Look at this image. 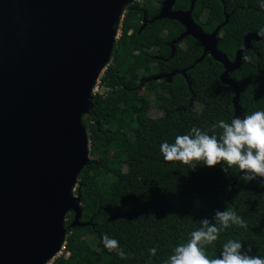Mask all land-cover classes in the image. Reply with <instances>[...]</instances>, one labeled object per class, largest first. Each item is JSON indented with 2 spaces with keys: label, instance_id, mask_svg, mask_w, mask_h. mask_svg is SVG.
<instances>
[{
  "label": "trees",
  "instance_id": "trees-1",
  "mask_svg": "<svg viewBox=\"0 0 264 264\" xmlns=\"http://www.w3.org/2000/svg\"><path fill=\"white\" fill-rule=\"evenodd\" d=\"M161 1L144 0V10L137 1L135 7H127L111 61L100 77L105 93L94 94L93 106L83 117L96 158L81 171V186L75 192L81 194L82 221L93 224L73 227L74 213H68L65 249L49 264H164L200 227L201 219L226 208L242 217L246 227L225 229L206 246V254L219 256L228 240H239L243 250L251 247L249 255L264 257V177L247 181L236 166L225 173L223 163L199 164L193 170L179 161H165L160 151L163 142L174 143L177 135L193 127L211 135L220 120L231 123L235 94L221 81L224 65L212 56L190 67L203 53L193 36L178 43L167 62L153 59L152 54L170 56L168 42L184 29L165 18L139 31L143 13L155 16ZM261 3L264 0H197L193 16L212 32L230 14L218 45L234 59L245 35L264 29ZM190 4L191 0H177L174 7L188 9ZM252 44L246 52L252 60L230 73L241 87L244 115L264 111V39ZM160 67L165 72L189 68L191 86L181 74L172 82L147 80ZM154 104L163 110L162 116L149 115ZM221 131L215 129L217 135ZM127 180L130 184L125 185ZM104 235L116 239L127 258L109 252ZM152 248L157 249L155 256L150 255Z\"/></svg>",
  "mask_w": 264,
  "mask_h": 264
},
{
  "label": "water",
  "instance_id": "water-1",
  "mask_svg": "<svg viewBox=\"0 0 264 264\" xmlns=\"http://www.w3.org/2000/svg\"><path fill=\"white\" fill-rule=\"evenodd\" d=\"M134 1L0 0V264H49L65 249L70 212L71 226L93 224L82 221L81 194L74 193L91 161L83 117ZM176 1L163 0L151 19L145 14L139 31L160 19L180 22L172 55L186 36L197 39L203 53L192 67L207 55L224 65L221 81L235 91L233 118L243 119L241 87L230 73L264 36L248 32L230 59L218 45L230 14L206 32L193 16L197 0L188 9H175Z\"/></svg>",
  "mask_w": 264,
  "mask_h": 264
},
{
  "label": "clouds",
  "instance_id": "clouds-1",
  "mask_svg": "<svg viewBox=\"0 0 264 264\" xmlns=\"http://www.w3.org/2000/svg\"><path fill=\"white\" fill-rule=\"evenodd\" d=\"M260 7L264 8V3ZM258 35L264 36V29H260ZM241 59L250 62L252 57L243 53ZM217 127L222 130L219 135L215 133ZM212 131L213 134L209 135L193 127L190 133L177 135L174 143L163 142L160 151L164 160L179 161L193 170L199 164L215 167L223 163L226 165L223 167L225 173L236 166L247 181L264 177V111L245 115L243 119L236 116L231 123L220 120L218 125L212 126ZM199 223L200 227L190 233V239L178 244L174 254L164 264H264V257L249 255L251 247L243 250L239 240H228L219 256L206 254V246L217 241L225 229L231 225L246 227L245 221L235 211L230 208L217 209L211 219L203 218ZM103 244L109 252H115L122 259L127 258L116 239L104 235ZM149 252L155 256L157 249L152 248Z\"/></svg>",
  "mask_w": 264,
  "mask_h": 264
},
{
  "label": "flooded vegetation",
  "instance_id": "flooded-vegetation-1",
  "mask_svg": "<svg viewBox=\"0 0 264 264\" xmlns=\"http://www.w3.org/2000/svg\"><path fill=\"white\" fill-rule=\"evenodd\" d=\"M137 2H140L141 3V8L144 10V8L145 7H143V1L144 0H136ZM136 1H134L133 3H130V4H128L127 5V7L129 8V7H135L134 6V3L136 2ZM163 1V0H162ZM162 1H161V3H160V6H161V4H162ZM127 7H126V12L128 11V9H127ZM175 8V7H174ZM175 9H179V8H175ZM125 12V13H126ZM146 14V16L149 18V19H151V18H153L152 16H150V15H148L146 12L145 13H143V18H142V23H143V20H144V15ZM121 29V28H120ZM183 31H184V29H183ZM121 35V30H120V34H119V36ZM175 39V38H174ZM173 40V39H172ZM172 40L170 41V42H168V45L170 46V48H171V54H170V56H168V57H165V56H162V55H159V54H152V57H153V59H156V60H162V61H164V62H167L172 56H174V55H172V50H173V48H172ZM183 41V40H182ZM181 41V42H182ZM180 43V42H179ZM178 44V43H177ZM175 52H176V49H175ZM202 55V54H201ZM195 63V62H194ZM193 63V64H194ZM192 64V65H193ZM192 65L190 66L191 68H192ZM160 69L161 70H159V71H157V72H153V73H151L149 76H148V78H147V80H151L150 78H153L154 76H157V75H160V74H163V75H167V74H170V73H173V72H176V74L175 75H177V74H181L182 76H184V78L186 79V81L188 82V84H189V77H188V73H187V71H188V69L189 68H183V69H174V70H172V71H170V72H165L164 70H163V68L162 67H160ZM158 70V69H157ZM184 70H186V74H184L183 73V71ZM174 75V76H175ZM173 76V77H174ZM172 77V78H173ZM163 78H166V77H163ZM163 78L162 79H160L159 81H161V80H163ZM144 79V78H143ZM167 79V78H166ZM144 81H146V79H144V80H142V86H144ZM172 81H173V79H172ZM172 81H168V82H172ZM190 83H191V81H190ZM191 86V84L189 85V87ZM105 88V87H104ZM105 91V90H104ZM101 93H105V92H101Z\"/></svg>",
  "mask_w": 264,
  "mask_h": 264
},
{
  "label": "rangeland",
  "instance_id": "rangeland-1",
  "mask_svg": "<svg viewBox=\"0 0 264 264\" xmlns=\"http://www.w3.org/2000/svg\"><path fill=\"white\" fill-rule=\"evenodd\" d=\"M121 30V29H120ZM119 36V35H118ZM100 79V78H99ZM99 83V82H98ZM104 90H105V88L104 87H102V86H100L99 87V92H104ZM145 92V91H144ZM202 109V106L201 105H197V110L198 111H200ZM163 110L161 109V108H159L157 105H153L152 106V108L150 109V112H149V115L151 116V117H159V116H162L163 115ZM90 158L91 159H94V158H96L94 155H92L91 154V141H90ZM111 156H113V153H111ZM128 184H130V181H125V185H128ZM87 238H88V240H91L92 239V236L90 235V234H88L87 236H86ZM62 253H60L59 255H61ZM58 255V256H59ZM52 262V261H51Z\"/></svg>",
  "mask_w": 264,
  "mask_h": 264
},
{
  "label": "built area",
  "instance_id": "built-area-1",
  "mask_svg": "<svg viewBox=\"0 0 264 264\" xmlns=\"http://www.w3.org/2000/svg\"><path fill=\"white\" fill-rule=\"evenodd\" d=\"M125 12H126V11H125ZM125 12H124V14H125ZM123 17H124V15H123ZM122 19H123V18H122ZM121 25H122V23H121ZM121 25H120V28H121ZM98 82H99V83H98ZM98 82H97V84H96V86H95V88H94V94H95L96 92H99V87L101 86V85H100L101 80L99 79Z\"/></svg>",
  "mask_w": 264,
  "mask_h": 264
}]
</instances>
